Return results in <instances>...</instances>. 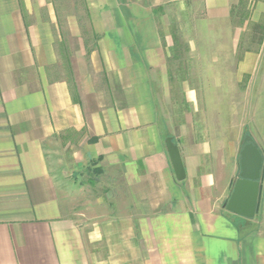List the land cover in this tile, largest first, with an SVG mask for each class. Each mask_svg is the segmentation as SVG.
Returning a JSON list of instances; mask_svg holds the SVG:
<instances>
[{"label": "crops", "instance_id": "obj_1", "mask_svg": "<svg viewBox=\"0 0 264 264\" xmlns=\"http://www.w3.org/2000/svg\"><path fill=\"white\" fill-rule=\"evenodd\" d=\"M89 2L87 34L67 0H0V264H264V137L230 91L256 65L234 79L229 65L168 61L170 6L200 9L185 35L193 52L209 37L198 23L229 22L240 0ZM246 134L262 155L252 218L225 208ZM91 181L106 190L95 208L63 188ZM220 217L236 230L234 255L213 261L205 225Z\"/></svg>", "mask_w": 264, "mask_h": 264}, {"label": "rangeland", "instance_id": "obj_2", "mask_svg": "<svg viewBox=\"0 0 264 264\" xmlns=\"http://www.w3.org/2000/svg\"><path fill=\"white\" fill-rule=\"evenodd\" d=\"M67 1H69L68 11L75 16L73 20L76 19L77 22H80L81 31L87 34L90 33L92 30L90 19L93 11H89V0ZM262 1L263 0H240L238 5L231 10V18L227 23H215L211 25L198 23V34L205 36L207 33L209 37L191 40L193 42L191 46L193 48L194 46L196 47L193 52L190 51V40L185 38V35L189 34L191 27L195 28V23L192 21L195 16L194 12L196 11L195 14L200 15V9L196 7L193 12V8L189 5H184L183 7L170 6L167 9V19L170 22L167 23L170 27V31H172L171 34H173V37L170 39L171 48L169 49L168 57V61L171 63L185 66V68H187L186 66L188 64L206 62L223 64L225 67L229 65L233 72L230 70L223 72V74L226 75L231 72L230 78L233 76L234 79H236L237 76V68H240L244 62L247 63L248 66L256 65L255 76L250 80L242 76L243 78L242 81H239V85L237 84V86L230 87V91L233 95L240 94L245 97L248 114V131H250V133L254 131L253 117L255 115L256 123L260 126L264 137V13L262 10L263 8L259 7ZM65 27L66 24L61 22L60 30L66 31ZM211 50L213 54L210 53ZM250 70L249 67L246 72L248 75L251 74L252 70ZM176 73L178 78L189 77L188 70L180 71L177 69ZM219 73L220 72H218V74ZM235 74L236 76H234ZM185 87L184 84L182 88ZM176 89L179 90L181 87L176 85ZM257 137L259 136L257 135ZM96 177L97 176L93 173L90 174V178L93 179V181ZM93 183L94 182L91 181L87 186L75 183L70 186L63 185V188H68L67 192L74 194H77V192H85L87 200L83 203H85V206H90L92 208L94 207V198L100 195V193L104 194L106 191L100 189V186H102V189L105 188L104 183L102 185ZM109 201V199L103 198V201H101L102 206L104 207ZM95 206L97 207V205Z\"/></svg>", "mask_w": 264, "mask_h": 264}, {"label": "water", "instance_id": "obj_3", "mask_svg": "<svg viewBox=\"0 0 264 264\" xmlns=\"http://www.w3.org/2000/svg\"><path fill=\"white\" fill-rule=\"evenodd\" d=\"M166 149L177 180L185 178V169L178 146L171 137L165 139ZM238 178L225 203L226 210L245 218L255 214L259 191V179L262 169V155L252 136H244V145L240 152Z\"/></svg>", "mask_w": 264, "mask_h": 264}, {"label": "clouds", "instance_id": "obj_4", "mask_svg": "<svg viewBox=\"0 0 264 264\" xmlns=\"http://www.w3.org/2000/svg\"><path fill=\"white\" fill-rule=\"evenodd\" d=\"M205 231L211 233L208 239L204 242L210 260L214 261V258L221 249L226 250V256L234 255L227 251V240L228 238H235L236 230L226 219L220 217L215 224L214 229H209L207 225H205Z\"/></svg>", "mask_w": 264, "mask_h": 264}, {"label": "trees", "instance_id": "obj_5", "mask_svg": "<svg viewBox=\"0 0 264 264\" xmlns=\"http://www.w3.org/2000/svg\"><path fill=\"white\" fill-rule=\"evenodd\" d=\"M97 172H98L97 175H100L102 170L100 168H97Z\"/></svg>", "mask_w": 264, "mask_h": 264}]
</instances>
